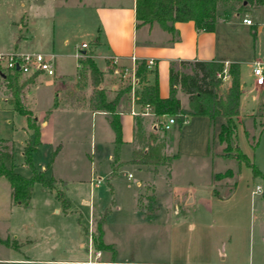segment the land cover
I'll return each mask as SVG.
<instances>
[{
    "label": "crops",
    "instance_id": "obj_1",
    "mask_svg": "<svg viewBox=\"0 0 264 264\" xmlns=\"http://www.w3.org/2000/svg\"><path fill=\"white\" fill-rule=\"evenodd\" d=\"M262 6L251 10L258 12ZM240 14L235 11L224 14L218 10L220 17L212 31L196 30L191 21L174 22L168 31L156 22L135 26L134 0H0V53L39 52L52 55L55 60L53 78L33 76L31 80L28 77L20 79L29 81L21 90V99L38 125L39 144L43 143L47 134V147L50 153H55L47 170L44 169L43 172L47 171L46 177L55 180L57 189L62 191L69 205L66 210H62L53 191L42 190L39 184H34L25 210L72 215L76 224L69 228L64 227L60 232L61 237L70 238L74 240L73 243H77L73 250L64 251V256L53 255L47 249V225L32 227L29 223L18 222L13 218V213L21 206L11 201L9 185L0 177V264H264V192L259 195L255 189L239 191L236 177L240 173V164L236 165L235 162L222 172L208 168L206 177L197 176L196 180L182 181L188 187L178 190L177 176L173 168L177 154L173 152L172 146L169 166L129 163L131 152L137 147L136 137L141 136L148 127L156 129L152 123L154 116L130 112H139L141 107L129 97V101L121 100L118 104L120 164L116 174L110 178V162L114 149L110 115L90 109L87 104L89 95L81 96L75 86L69 85L80 69L78 58L89 51L102 72L101 85L109 95L118 89V81L109 78L113 76L109 65V58L112 57L117 58L118 67H125L129 71L134 70L136 61L153 60L154 65L146 74L145 83L156 82L157 93L161 98L168 95V69L171 64L173 66L179 61H216L225 66L228 63H237L240 84L237 114L234 117L237 143L242 135L254 148L257 142L253 132L264 127V103L255 106L257 100L254 98L252 106L242 95L251 90L264 92V83L255 85L252 78L250 89L245 92L241 78L244 74L253 77L251 64L255 60L260 61L264 70V55L255 59L256 54L259 56V46L263 43L264 36L261 35V26L255 27L251 17V25L242 23L244 17H240ZM85 22L90 23L89 27L95 33L90 50L88 47H79L78 52L60 53L59 49L68 44L70 36L82 33ZM64 55L74 58V65L69 71L56 60ZM97 59L101 60V65L97 63ZM141 85L136 82L134 90ZM46 87L47 108L41 112L37 102ZM8 99V90L1 79L0 116L4 118V125L1 126L0 138L8 137L11 140L13 170L25 176V173L17 170L14 160V137L15 134L18 135V131L13 120L20 116L24 121V126L20 127L21 151L25 142L33 136V132L27 127L26 117L13 110ZM178 99L180 114L192 118L191 121L187 119L185 127L179 129L178 135L205 138L213 119L189 115L186 95L179 92ZM136 119L140 124H137ZM221 122L222 119L219 125ZM83 127L89 128L88 155L92 158L81 169L72 155L67 160L63 155L68 153V146L71 153L79 151L83 140ZM6 129L9 130L8 136L4 135ZM170 134L167 133L165 142L172 145L175 138ZM219 145L223 148L220 142ZM199 155L206 164V153L200 152ZM62 161H66V170L58 168ZM225 171H229L225 177L231 178V185L217 191L214 182L219 179L216 175ZM123 177L125 183L120 179ZM250 179L253 180L252 177ZM160 182H163V191L159 194L157 190ZM143 185L151 187L149 195L153 206H142L139 202ZM36 186L38 191L34 193ZM109 186L113 208L127 212L135 220L116 225L113 228L116 232L114 238L108 239V224L105 219L100 226V241L108 247L96 249L91 239V227L95 216L100 215L105 207ZM245 186L248 189L247 183ZM166 197L171 201L169 207L173 217L170 220L161 217L160 206L163 207L162 201ZM73 199L84 205H90L89 200H92L93 207H88L87 223L90 235L86 248L81 243V237L86 232L84 218L78 206L73 205ZM195 203L198 208L189 210L188 206ZM153 227L156 231L168 232L172 249H138L141 243L138 244L137 240L148 239L146 232ZM186 234L188 243H192V246L181 249L180 243L185 240ZM154 237L157 238V234ZM200 242L203 246L196 247Z\"/></svg>",
    "mask_w": 264,
    "mask_h": 264
},
{
    "label": "trees",
    "instance_id": "obj_2",
    "mask_svg": "<svg viewBox=\"0 0 264 264\" xmlns=\"http://www.w3.org/2000/svg\"><path fill=\"white\" fill-rule=\"evenodd\" d=\"M264 5V0H134L135 26L156 22L161 28L171 30L174 22L191 21L196 30L212 31L217 19L218 10L221 7L235 6L236 13H243L247 9ZM226 14V12L224 13ZM80 68L87 71L90 80L91 90L87 99L90 109L106 112L110 115L109 124L114 133V149L110 162L112 178L120 164L118 162L120 139V126L118 122V104L121 100H128L131 97V88L126 84L111 95L102 87V72L92 59V53L85 52L77 60ZM180 64L190 65L188 73L173 70L172 64L168 69V95L159 97L157 84H146L145 76L150 72L152 66L146 64V60L135 62L133 75L139 89L132 92V100L142 107L148 105L156 116L180 114V102L176 95L177 90L184 93L187 99V107L190 115L205 116L209 119L220 117L222 122L219 126L218 140L224 143V149L234 150L233 158L243 162L250 168L251 177L264 175L257 167L249 162L237 146L236 123L234 117L237 114L240 84L238 79L239 65L237 63H223L216 61H179ZM16 73L0 70V78L5 82L8 90V103L11 108L26 117L27 127L33 132V140L26 141L22 148V159L30 171L29 176H23L13 170V149L11 140L8 137L0 138V177L4 178L10 188L11 201L25 208L29 202L34 184H39L42 190L54 192L55 199L59 202L62 210L68 208V202L61 190L55 189V180L47 178L42 170L36 169L32 164L31 153L39 144V128L31 117L30 111L24 106L21 99V90L26 80H20ZM33 76H29L31 80ZM219 77H227L229 84L223 93L219 92ZM137 121V119H136ZM140 124V121H137ZM147 144L143 149H133L129 163L145 165L169 166L171 155L160 153L155 143L156 137L148 134ZM51 153L50 161L54 156ZM229 174V171H225ZM219 175L217 174L216 177ZM106 212L99 215L96 226L99 234L92 238L96 249L107 248L100 241V226L104 222Z\"/></svg>",
    "mask_w": 264,
    "mask_h": 264
},
{
    "label": "rangeland",
    "instance_id": "obj_3",
    "mask_svg": "<svg viewBox=\"0 0 264 264\" xmlns=\"http://www.w3.org/2000/svg\"><path fill=\"white\" fill-rule=\"evenodd\" d=\"M235 6H228V7H221L219 8V11L221 13L229 12L234 10ZM246 14L241 13L239 16L240 17H245L249 16L246 18L251 17L253 20L254 26L259 27L261 26L262 30V36H264V6H262L258 12H255L254 10L247 9L245 11ZM232 12H230V15ZM90 23L85 22L84 24V29L82 33H79L75 36H70L68 38V44L64 47H61L59 49L60 53H72L73 51H80V42H85L88 44V50H90V45H92V42L94 40V30H91ZM251 32L253 30V27L250 28ZM249 29V30H250ZM250 33V32H249ZM251 36L253 34L251 33ZM261 36V37H262ZM263 39V37L261 38ZM264 40L261 46L259 44L257 47H261L259 56L256 54L255 59L258 57H261L264 55ZM57 51V52H59ZM59 63V65L63 66L67 71L71 70L73 65H74V58L73 57H59L56 59ZM97 63L101 65V60L97 59ZM110 65V64H109ZM113 70V76H110L109 78L112 81H118V88L128 84L129 80V73H127L124 77L120 75L121 72H123L121 67L118 66H112L110 65ZM173 70L177 72H183V73H188L190 71V65L186 64H180L175 63L173 66ZM244 70V68H243ZM120 72V73H118ZM22 79L23 77H19ZM37 78H45L41 76H37ZM53 78V77H51ZM253 77L247 76L246 74L243 75L241 78L242 81L244 82V89L245 92L248 91L250 88V83L252 81ZM1 80V78H0ZM220 84H219V92L223 93L228 84L229 80L227 77H219ZM254 80V78H253ZM69 85L75 86L76 90H78L79 95H89L90 90H91V85H90V80L87 75V71L80 68L77 76L74 78L73 82H70ZM72 86V87H73ZM44 92H41L37 106L39 110L42 112L47 108V87L43 89ZM180 91L177 90L176 95L178 97V93ZM243 98H247L248 102L250 105L254 106L253 99L256 98V104L255 106H258L259 103H264V92H256L254 90H251L250 92L244 93L242 95ZM190 115V114H189ZM2 118L0 116V132H2ZM188 121H191L192 118L190 116H187ZM208 119V118H207ZM220 117L213 118L210 123V128L208 132L206 133L205 138H199L197 136L191 137L188 135L182 134L181 136L178 135V131L180 128L185 127L184 124H181L179 122H175L171 128L167 131H162L159 127V125L154 121H152L153 125L156 127L155 130L148 129L143 131L141 136L136 137L137 140V147L135 149H143L145 145L147 144L148 141V134L152 133L156 138L155 143L158 145L160 153L164 155H170L171 154V149L170 147L172 146L173 152L177 154V159H175L173 163V168L174 171L176 172V187L178 190H183L186 189L188 186L187 184L181 183L190 181V180H196L195 177L201 176V177H206L208 175V168H212L213 171L219 172V171H224L227 167L233 166L235 163L236 165L240 164V173H238L236 180L237 184L239 185V191H250L256 189L255 186L258 185L259 189L258 191L255 190L256 193H259V195L264 192V179L261 176H256L251 180L250 178V168L246 166L243 162L238 163L236 160L234 161L233 154L234 150L228 149L225 150L224 143H221L223 145V148H220L219 145V140H218V131H219V123H220ZM249 121V120H247ZM14 126L16 127V131H18V135L15 134L14 140L16 143H14V160L16 164V168L18 171L25 173V176H29L30 171L25 166L22 162V157H21V149H20V144L19 142L22 140V133H21V126H24V121L22 117L17 116V119L13 120ZM148 126V125H147ZM18 129V130H17ZM89 129V128H88ZM88 129L83 127L82 130V136L81 138L83 139L81 141V146L80 149L77 153H71L70 147H67V151L63 157L67 160L69 158V155H72L76 160L75 163H77L78 168L84 169L86 163L88 164V161H90L92 158L89 156V139H88ZM21 130V131H20ZM167 133H171L170 135L172 138L174 137L175 141L171 145V143L165 142L167 139ZM237 133V132H236ZM255 134V141L257 142L256 146L253 148V145L245 139L242 135L237 144H239L238 148L240 151L245 154V156L248 158L249 162H252L257 169L264 175V127L260 131L256 129V131L253 132ZM9 130L6 129L4 132L5 136H8ZM179 136V140H178ZM33 140V136L29 139V141ZM28 141V140H27ZM255 142V143H256ZM254 143V144H255ZM201 152L206 153V164L203 163L202 157L199 155ZM218 154V155H217ZM50 149L47 147V134L43 140L42 144H37L31 153V159H32V164L36 169L39 170H47V166L50 162ZM94 160L96 159V154L93 158ZM253 159V160H252ZM211 160V163H210ZM102 161H103V155H102ZM65 162L62 161L59 163V167L61 170H66L65 169ZM64 163V164H63ZM209 166V167H208ZM44 175H47V171L44 173ZM225 172L217 177L218 182H214L215 189L217 191H221V189H227L231 185V178L225 177ZM123 183H125V178H120ZM161 181V180H160ZM163 182H160V185L158 186L157 192L160 194L163 189L161 188ZM248 184V189H246L245 184ZM54 188L57 189L56 184H54ZM38 191V186L35 187V192L37 193ZM142 194L139 196V202L142 206H153V201L150 200L151 196L149 195L151 192V187L149 185H143L142 189ZM238 191V192H239ZM263 196L261 197V199ZM264 199V198H263ZM169 199L163 198L162 204L163 207L160 206L161 209V217L163 219H166V217L170 220L173 217L171 208L169 207ZM90 205H84L80 204L79 200L73 199V205L78 206L77 208L80 210L83 218H84V225L86 226V232L84 233V236L81 237V243L84 245V248L87 247V242H88V236L90 235L89 232V224L87 223V217H88V207H93L92 205V200H89ZM223 207V206H222ZM189 210H195L197 209L196 203L194 205H189L188 206ZM164 209V210H163ZM94 212H96V208L94 207ZM106 212V222L108 224L107 231H106V236L109 239H113L116 232L113 231V228L116 227L121 222H134L135 218L128 214L127 212H124L123 210H116L113 208V198H112V193H111V188L109 186V197L107 194L106 200H105V207L101 211L100 214H103ZM13 218L18 221V222H23V223H29L31 224L32 227L34 226H39V225H47V249L51 250L53 255H62L64 256L63 252L64 251H69L74 249V245H77V243H73L74 240H70V238H64L61 237L62 232L61 230L64 229V227H70L73 224H76V219L72 215H63L62 213L60 214H55L53 212H49L48 214L46 213H41L38 211H32L30 212L29 210H25V208L20 207L19 210L16 213H13ZM99 219V215L95 216L93 219L92 227H91V239L92 236L97 235V226H96V221ZM29 226V225H27ZM104 228V227H102ZM156 228L153 227L151 229H148V234L147 238L144 240H137V243L139 244V248L143 247H149L152 249H160V250H169L172 249L173 246L170 243V238H168V232L167 231H156ZM138 230V229H137ZM137 232L140 233L138 230ZM157 234V238L154 237V235ZM187 234L185 235V240L180 243V248L185 249L187 247H191L192 243L189 244L187 240ZM43 239H46L45 237ZM197 243L196 247L198 246H203V244ZM45 245V242H44ZM147 245V246H146ZM43 244L41 245V247ZM62 253V254H61Z\"/></svg>",
    "mask_w": 264,
    "mask_h": 264
},
{
    "label": "built area",
    "instance_id": "obj_4",
    "mask_svg": "<svg viewBox=\"0 0 264 264\" xmlns=\"http://www.w3.org/2000/svg\"><path fill=\"white\" fill-rule=\"evenodd\" d=\"M242 23L246 25H251L252 22L249 18H242ZM86 43H81L80 48H86ZM133 60V58H131ZM109 64L112 66H117V58L112 57L109 58ZM146 64L148 66H153V60H146ZM0 70H4L10 73H16L20 77H29V76H41L45 78H51L55 75V60L52 55H45L39 52H18L12 51L9 53H0ZM123 72H118L122 77H124L127 73H129L128 84L131 88V100H132V92L134 90L133 86L136 84L137 80L133 75V71H129L127 68L121 69ZM251 74L254 78L255 85H262L264 83V70L260 61L255 60L251 64ZM133 102V100H132ZM139 112H134L131 110L132 114L136 115H152L155 117V122L159 125L162 131H167L171 128V126L175 122H179L181 124L187 123V118L182 114H174V115H162L156 116L151 108L148 105H143ZM164 118H161L163 117ZM256 191L259 190V187H255ZM98 255V252L96 253Z\"/></svg>",
    "mask_w": 264,
    "mask_h": 264
}]
</instances>
